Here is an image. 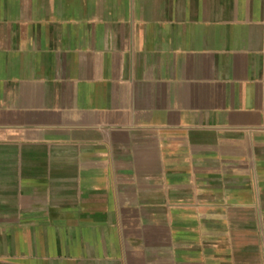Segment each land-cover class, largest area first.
Returning a JSON list of instances; mask_svg holds the SVG:
<instances>
[{"label": "crops", "instance_id": "0c3cea01", "mask_svg": "<svg viewBox=\"0 0 264 264\" xmlns=\"http://www.w3.org/2000/svg\"><path fill=\"white\" fill-rule=\"evenodd\" d=\"M0 264H264V0H0Z\"/></svg>", "mask_w": 264, "mask_h": 264}]
</instances>
